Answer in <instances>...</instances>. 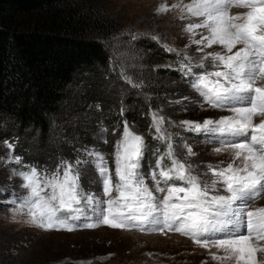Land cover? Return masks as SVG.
Returning <instances> with one entry per match:
<instances>
[{
	"label": "snow or ice",
	"instance_id": "snow-or-ice-1",
	"mask_svg": "<svg viewBox=\"0 0 264 264\" xmlns=\"http://www.w3.org/2000/svg\"><path fill=\"white\" fill-rule=\"evenodd\" d=\"M171 10H179L183 30L200 53L196 58L187 49L165 46L176 54L179 66L173 70L199 97L182 99L225 114L176 122L150 109L153 139L165 147L155 150V167L147 171L145 139L127 121L115 145L114 171L105 154L87 146L51 171L10 156L8 162L19 166L10 177L25 190L11 201L13 217L43 231L99 225L172 231L215 250L211 259L220 264H264V207H251L264 198V0H180L158 9ZM121 76L134 88L143 86L124 72ZM196 137L213 145L214 154L228 153L230 162L194 163L197 153L189 140ZM82 178L88 179V188Z\"/></svg>",
	"mask_w": 264,
	"mask_h": 264
},
{
	"label": "rangeland",
	"instance_id": "rangeland-1",
	"mask_svg": "<svg viewBox=\"0 0 264 264\" xmlns=\"http://www.w3.org/2000/svg\"><path fill=\"white\" fill-rule=\"evenodd\" d=\"M179 2L180 0H94L97 7L107 11L110 18H113L117 27L110 39L103 42L109 61L108 68L102 70L100 81L102 90L108 92L103 99L109 97L123 112L132 109L138 99L144 100V105L148 107V113L145 112V115L153 134L150 109H159L162 115L176 122H202L205 118L225 114L191 105L188 100L182 99L189 97L191 100H198L199 97L186 80L181 78L180 73L173 70L179 66L177 57L175 53L167 52L165 46L180 52L187 49V52L196 58L200 53L196 52V45L191 43L188 34L183 30L184 22L178 19L179 10L158 11L162 5L170 6ZM183 2L187 3L188 0ZM169 65H172V68L168 67ZM122 72L143 86H130L122 78ZM93 80L95 78L90 72L79 76L71 86V93L55 118L51 131L46 134L22 130L0 120V247L7 248V252L16 259L20 256L18 259L23 264H220L219 261L211 259L215 250L210 252L202 249L191 239L172 231L163 234L143 233L137 230L113 229L107 225L91 229L78 228L73 231H43L24 223L21 216L13 217L11 201L22 196L25 190L19 187L20 181L17 178L10 177L13 168L19 166L9 163L8 158L19 156L18 151L22 150L20 143H17L13 150L7 147L10 142L6 139L10 136H20L21 142L29 145L23 162L37 159L47 161L52 158H58L60 161L66 158L74 159L79 154L76 149L87 146L105 154L109 167L114 171L113 153L123 130L115 133L111 128L112 132H106L105 128L109 126L106 119L113 113L112 104L109 112L106 111L100 118L92 115L93 106L89 100L76 105L72 99L75 94L85 89L90 90ZM155 82L163 85L165 94L151 90L150 86ZM126 85L127 88L124 87ZM185 105L189 107V111L181 110ZM142 111L144 110L136 109L133 114L135 123L128 122L137 134H140V130L136 125V117ZM165 126L168 127L167 124ZM170 131L181 132L186 136L193 135L184 133L180 128H170ZM95 133L101 141H111L112 145L108 148L92 146L83 138L84 134ZM199 139L196 137L189 140L193 151L197 153V156L192 158L194 163L204 167L208 163L215 165L223 161L221 166H226L230 162L228 153L214 154L213 145L199 143ZM161 146L164 150L165 146ZM182 151L183 149H178V152ZM69 154L71 156L68 157ZM149 154L146 151L145 171L149 166L155 167L156 161L151 165L153 155ZM82 179L85 188H88V179ZM91 187L100 191L97 185ZM5 195L7 199L4 198ZM251 207H264V198L257 200Z\"/></svg>",
	"mask_w": 264,
	"mask_h": 264
},
{
	"label": "trees",
	"instance_id": "trees-1",
	"mask_svg": "<svg viewBox=\"0 0 264 264\" xmlns=\"http://www.w3.org/2000/svg\"><path fill=\"white\" fill-rule=\"evenodd\" d=\"M112 19L94 0H0V120L22 130L48 133L71 93V86L79 76L90 72L95 78L92 89H85L72 99L76 105L89 100L92 115L100 118L112 104L106 132H112L111 128L115 133L121 132L125 121L135 123L136 109L144 110L136 117V125L149 156L153 155L152 165L156 161L155 150L162 151L163 147L153 139L144 100L138 99L132 109L123 112L109 97L103 99L108 92L102 90L101 75L109 64L103 42L117 30ZM151 86V90L166 93L158 82ZM83 138L92 146L112 145L111 141H101L96 133L84 134ZM6 140L14 148L20 143L22 150L18 153L24 161L29 145L21 142L20 136ZM59 162L52 158L24 163L51 171ZM18 258L0 247V264H23Z\"/></svg>",
	"mask_w": 264,
	"mask_h": 264
}]
</instances>
